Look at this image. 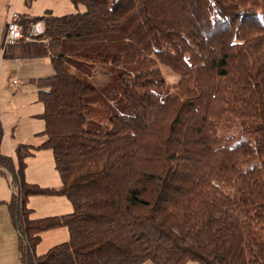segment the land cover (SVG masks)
I'll return each instance as SVG.
<instances>
[{"label": "trees", "instance_id": "1", "mask_svg": "<svg viewBox=\"0 0 264 264\" xmlns=\"http://www.w3.org/2000/svg\"><path fill=\"white\" fill-rule=\"evenodd\" d=\"M70 1L74 13L21 15L3 54L54 70L30 79L45 141L7 155L0 132L20 264H264V0ZM91 71L110 78L98 88ZM44 148L57 187L25 179ZM37 194L73 210L31 218ZM61 227L68 239L37 254Z\"/></svg>", "mask_w": 264, "mask_h": 264}, {"label": "rangeland", "instance_id": "2", "mask_svg": "<svg viewBox=\"0 0 264 264\" xmlns=\"http://www.w3.org/2000/svg\"><path fill=\"white\" fill-rule=\"evenodd\" d=\"M28 2L33 3L34 11H37L36 13L44 11L46 7L45 0H28ZM80 9H84V6L80 5ZM38 58H47V68L48 70L50 69L52 73L54 72L49 57ZM0 62L1 65L5 64L7 59L0 58ZM162 68L169 83H175L178 80V74L174 72L171 67L163 66ZM99 69L103 68L100 67ZM2 70L3 71L1 72L3 75H6V77L11 74L6 73L4 71V67ZM50 74V71H43L37 75L42 77ZM90 74L91 79H93L94 84H96L98 88L110 78L107 73H102L101 71H97L96 73L91 71ZM19 97H10L4 105L5 111H1L0 109V117L1 113H3L5 119L8 117L9 120H19L16 122L18 126H14L13 128L6 126V129L3 124V126L1 125L0 119V132L2 133L1 150L6 154L12 151L10 145L12 142H15L18 134L26 133L29 128H32V131L36 129V131L41 130V132L45 128V121L38 115L39 113L37 114L33 112L32 115L28 114L30 111L40 110V113L44 111V105L38 100V97L32 102L27 100L25 96ZM41 132L36 136V138H34L36 143L40 141L44 142L46 139V135ZM27 163L25 179L28 182L38 184L42 187H57L61 185L62 179L56 168L52 149L44 148L37 151L36 155L28 159ZM10 182L6 177L0 174V264H20L18 253V232L8 207V203L13 195ZM26 207L31 210L29 211V217L31 218L60 215L69 213L73 210V204L70 199L66 195L61 194L31 195L26 201ZM68 237L69 230L67 227L45 231L41 242L36 247V253L42 254L53 245L67 240ZM143 264L154 263L151 260H147ZM186 264L198 263L190 261Z\"/></svg>", "mask_w": 264, "mask_h": 264}, {"label": "crops", "instance_id": "3", "mask_svg": "<svg viewBox=\"0 0 264 264\" xmlns=\"http://www.w3.org/2000/svg\"><path fill=\"white\" fill-rule=\"evenodd\" d=\"M45 2H46L45 5L46 7L44 11L40 13H36L37 11H34L33 3H29L28 0H0V58L7 59V62L5 64L1 65L0 62L1 111L2 110L5 111L4 105L7 99H9L10 97L25 96L27 100L32 102L34 99L37 98L38 88L35 84H33L30 81V79L33 77H40V75L37 74L43 71H50L52 74V71L50 69L48 70L47 68V63H48L46 62L48 61L47 58L8 59L5 58L3 56V53L1 52L3 35L7 27V23L11 19L13 12H17L20 16L25 14L33 16V15H43L47 11H51L54 15H64L67 13H74L77 11V8L71 3L70 0H45ZM3 67L6 73L8 74L11 73L8 77H6V75H3V73L1 72L3 71L2 70ZM33 112L40 114L41 111L40 110L30 111L28 114L32 115ZM0 119H1V125L3 124L5 127L8 126L13 128L14 126H18V124L16 123L17 121H19L18 119L9 120L8 117L7 119H5L3 113H1ZM40 132L41 130L36 131V129H34V131H32V128H29L26 131V133L18 134L17 138L15 139V142H12V144L10 145L12 151H10V153H7V155H13L14 148L18 143L23 142L32 145H39V143H41L42 141L36 143L34 141V138H36V136Z\"/></svg>", "mask_w": 264, "mask_h": 264}, {"label": "built area", "instance_id": "4", "mask_svg": "<svg viewBox=\"0 0 264 264\" xmlns=\"http://www.w3.org/2000/svg\"><path fill=\"white\" fill-rule=\"evenodd\" d=\"M20 15L17 12H13L11 19L7 23V27L5 29L2 44H1V52L4 54L7 48L11 45H14L23 38V25L18 21ZM44 32V24L42 22H37L32 25L30 30V35L28 39H31L39 34Z\"/></svg>", "mask_w": 264, "mask_h": 264}]
</instances>
